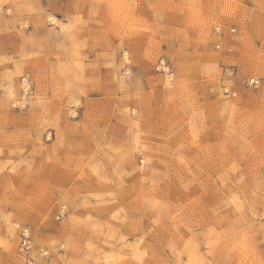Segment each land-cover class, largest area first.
<instances>
[{
  "label": "rangeland",
  "instance_id": "obj_1",
  "mask_svg": "<svg viewBox=\"0 0 264 264\" xmlns=\"http://www.w3.org/2000/svg\"><path fill=\"white\" fill-rule=\"evenodd\" d=\"M30 259L264 264V0H0V264Z\"/></svg>",
  "mask_w": 264,
  "mask_h": 264
},
{
  "label": "built area",
  "instance_id": "obj_2",
  "mask_svg": "<svg viewBox=\"0 0 264 264\" xmlns=\"http://www.w3.org/2000/svg\"><path fill=\"white\" fill-rule=\"evenodd\" d=\"M156 69L159 73L163 74V75H167L168 77H172L173 76V70H172V66L171 64L169 63L168 60H166L165 58H160L158 63H157V66H156ZM258 79H256L255 77H250V78H247L245 80V83L249 86H252V87H255L257 88L258 87ZM21 238H22V248L28 252L29 251V244L31 243V238H30V233H29V228L27 227H24L22 228L21 230ZM43 254L44 255H47L48 254V251H43ZM31 260V259H30ZM30 264H35V262L33 260L30 261Z\"/></svg>",
  "mask_w": 264,
  "mask_h": 264
},
{
  "label": "bare ground",
  "instance_id": "obj_3",
  "mask_svg": "<svg viewBox=\"0 0 264 264\" xmlns=\"http://www.w3.org/2000/svg\"><path fill=\"white\" fill-rule=\"evenodd\" d=\"M51 20H52V18H51ZM53 22H54V21H53ZM26 85H27V84H26ZM26 85H25V86H26ZM67 87H68V86H67ZM69 88H70V87H69ZM66 89H67V88H66ZM71 89H72V88H71ZM68 90H70V89H68ZM72 90H73V89H72ZM68 93H69V92H68ZM71 95H73V94H71Z\"/></svg>",
  "mask_w": 264,
  "mask_h": 264
}]
</instances>
